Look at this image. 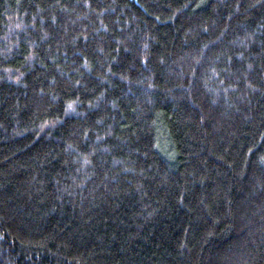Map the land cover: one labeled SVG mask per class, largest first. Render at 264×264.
Wrapping results in <instances>:
<instances>
[{"label": "trees", "instance_id": "obj_1", "mask_svg": "<svg viewBox=\"0 0 264 264\" xmlns=\"http://www.w3.org/2000/svg\"><path fill=\"white\" fill-rule=\"evenodd\" d=\"M0 264H264V0H0Z\"/></svg>", "mask_w": 264, "mask_h": 264}]
</instances>
